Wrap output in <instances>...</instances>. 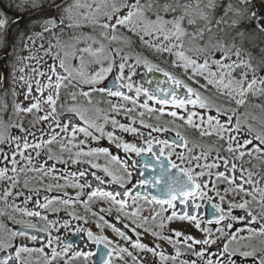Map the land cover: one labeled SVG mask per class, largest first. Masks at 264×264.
Segmentation results:
<instances>
[{"label": "snow or ice", "instance_id": "snow-or-ice-1", "mask_svg": "<svg viewBox=\"0 0 264 264\" xmlns=\"http://www.w3.org/2000/svg\"><path fill=\"white\" fill-rule=\"evenodd\" d=\"M7 6L0 264H264V0Z\"/></svg>", "mask_w": 264, "mask_h": 264}, {"label": "flooded vegetation", "instance_id": "flooded-vegetation-1", "mask_svg": "<svg viewBox=\"0 0 264 264\" xmlns=\"http://www.w3.org/2000/svg\"><path fill=\"white\" fill-rule=\"evenodd\" d=\"M14 2L18 3L19 0H14ZM7 5H8V0H0V9H2L9 18L15 19L17 18V15H24V21L20 23L19 25L11 26L8 29L7 33L3 37H0V75H4L8 77V79H6L3 83V89H0V97L4 96V90H7L11 85V79H10L11 67L10 66L15 62L16 54H21V55L25 54L22 50V43L20 40V35L21 34H31V31L29 30V25L31 24V21L27 17V15L23 13L18 14L15 8H9ZM24 23L27 25L21 27V25H23ZM154 75L156 78H162L159 76V74H154ZM148 78L151 79L153 77L149 76ZM139 79L143 81L142 73ZM110 82H111V78H109V81L107 83H110ZM8 100L10 102V97L8 98ZM126 138L131 139V137H126ZM101 143L104 146L111 147L110 145L107 144V141H102ZM112 151L116 152L117 150L112 148ZM121 155L123 154L121 153ZM144 159H147V157H144ZM100 162L103 163V160H101ZM151 174H152L151 172L146 171L145 178H147V176ZM69 191H72V190L69 189ZM201 211L204 212L206 215L210 216L212 209L210 205H205V207L201 209ZM59 215L61 218H67L64 216L63 212H61ZM52 218H56V217H52ZM193 231L195 230L193 229ZM60 235L63 238H66L69 242L75 243L77 245L81 243L80 238L76 235H73L71 232H64L62 230ZM146 242H150V241H146Z\"/></svg>", "mask_w": 264, "mask_h": 264}, {"label": "trees", "instance_id": "trees-1", "mask_svg": "<svg viewBox=\"0 0 264 264\" xmlns=\"http://www.w3.org/2000/svg\"><path fill=\"white\" fill-rule=\"evenodd\" d=\"M26 25H27V24L24 23L23 25H21V27L26 26Z\"/></svg>", "mask_w": 264, "mask_h": 264}]
</instances>
